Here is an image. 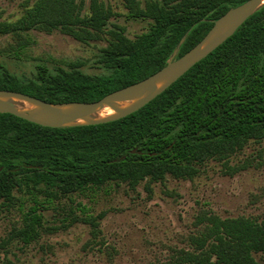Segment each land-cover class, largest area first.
I'll use <instances>...</instances> for the list:
<instances>
[{
  "label": "trees",
  "instance_id": "1",
  "mask_svg": "<svg viewBox=\"0 0 264 264\" xmlns=\"http://www.w3.org/2000/svg\"><path fill=\"white\" fill-rule=\"evenodd\" d=\"M244 1L125 0L129 16L153 20L132 38L112 20L117 11L104 0H34L17 19L0 21L1 34L18 37L17 58L25 53L28 32L60 30L86 43L105 40L94 62L101 71H85L83 60L60 59L20 72L0 49V89L52 102L98 100L162 68L175 48L176 58L182 56ZM263 137L264 4L162 93L124 117L52 127L0 112V199L29 195L32 204L16 229L29 244L43 230L45 203L54 207L59 197L112 183L193 177L207 159L228 157ZM85 220L96 234L99 221L91 215ZM198 223L193 250L181 249L169 264H264L254 255L264 254V217L209 211Z\"/></svg>",
  "mask_w": 264,
  "mask_h": 264
},
{
  "label": "rangeland",
  "instance_id": "2",
  "mask_svg": "<svg viewBox=\"0 0 264 264\" xmlns=\"http://www.w3.org/2000/svg\"><path fill=\"white\" fill-rule=\"evenodd\" d=\"M104 1L117 11L112 20L124 25L129 37L150 28L151 18L128 15L125 0ZM33 2L0 0V21L17 19ZM26 36L25 53L17 58L18 37L0 33V49L17 71L60 59L83 60L85 71H101L94 62L105 40L86 43L60 30H32ZM31 204L27 194L12 202L0 199V264H169L181 249L193 250L190 238L205 212L264 217V137L250 139L228 157L207 159L193 177L168 174L136 186L112 183L59 197L54 207L45 203L41 235L25 244L16 229ZM90 215L99 221L96 234L85 220ZM254 255L264 261L263 253Z\"/></svg>",
  "mask_w": 264,
  "mask_h": 264
},
{
  "label": "water",
  "instance_id": "3",
  "mask_svg": "<svg viewBox=\"0 0 264 264\" xmlns=\"http://www.w3.org/2000/svg\"><path fill=\"white\" fill-rule=\"evenodd\" d=\"M263 4L264 0H245L231 7L216 19L205 36L182 56L176 58L178 47L175 48L162 68L98 100L52 102L22 91L0 89V112L13 113L52 127L97 124L124 117L162 93L230 37ZM183 40L184 37L180 43Z\"/></svg>",
  "mask_w": 264,
  "mask_h": 264
}]
</instances>
